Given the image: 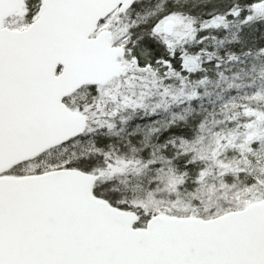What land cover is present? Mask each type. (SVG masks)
<instances>
[{
  "label": "snow or ice",
  "instance_id": "obj_1",
  "mask_svg": "<svg viewBox=\"0 0 264 264\" xmlns=\"http://www.w3.org/2000/svg\"><path fill=\"white\" fill-rule=\"evenodd\" d=\"M238 80L264 0H0V264H264V100L208 127Z\"/></svg>",
  "mask_w": 264,
  "mask_h": 264
},
{
  "label": "rangeland",
  "instance_id": "obj_2",
  "mask_svg": "<svg viewBox=\"0 0 264 264\" xmlns=\"http://www.w3.org/2000/svg\"><path fill=\"white\" fill-rule=\"evenodd\" d=\"M246 81L244 80H238L233 82L232 87L229 88L225 83H221L219 87L216 85L209 83L208 87L212 90V96L210 98L206 97L205 99H212L216 101L215 106L213 104H207V108L211 110L209 113V120L213 122L212 119V112H222L226 113L229 109L236 110L234 109L233 105L231 103L228 104L227 108H224L223 105V100L217 99V93H220L224 100H229L231 97L235 96L237 98V101H239L241 98L245 97L247 95L248 99L252 100L256 94H252L251 90L245 87H236V84H245Z\"/></svg>",
  "mask_w": 264,
  "mask_h": 264
},
{
  "label": "trees",
  "instance_id": "obj_3",
  "mask_svg": "<svg viewBox=\"0 0 264 264\" xmlns=\"http://www.w3.org/2000/svg\"><path fill=\"white\" fill-rule=\"evenodd\" d=\"M256 35H258V34H256ZM260 100H264V97L260 96L259 94H256V96L251 100L252 105H256L257 102L260 101ZM213 126H214V120H213V122L208 120V127L212 128ZM206 135H208V141H206V143L210 142L211 140L214 139V137H212L210 134L206 133Z\"/></svg>",
  "mask_w": 264,
  "mask_h": 264
}]
</instances>
